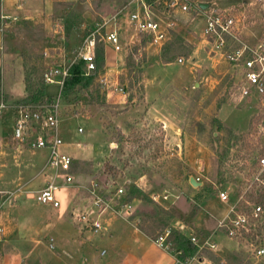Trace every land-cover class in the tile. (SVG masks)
<instances>
[{"label": "rangeland", "instance_id": "1", "mask_svg": "<svg viewBox=\"0 0 264 264\" xmlns=\"http://www.w3.org/2000/svg\"><path fill=\"white\" fill-rule=\"evenodd\" d=\"M129 1H24L22 6L27 12L19 15L17 22L1 35L0 101L9 104L16 100L10 88L25 82L31 69L43 74L51 65H68L87 30ZM197 1L211 3L207 13L224 10L240 17L245 25L244 37L249 41L264 38V0ZM6 3L9 7L15 4ZM176 18L179 25L162 47L150 44L141 33H134L132 41L119 54L107 46L109 60L105 69L89 85L84 83L82 88L62 97L58 134L65 142L61 150L74 157L71 171L74 185L57 192L62 204L55 208L54 218H59L65 227L63 236L80 233V227H86L78 222L75 213L90 204L88 187L97 182L104 192L112 194L116 186H121L123 195L134 192L137 196L132 201L129 221L153 240L171 225L178 226L180 219L188 223L189 236L212 234L218 246L198 249L194 256L201 258L202 263L194 264H264V255H254L257 232H246L235 239L228 237L222 228L217 229L219 218L229 208L219 200L218 188L229 186L233 202L248 178L246 169L239 171L233 167L226 168V178L218 175L217 151L225 148L234 132L244 137L238 143L244 147L242 154L246 157L252 153L261 111L256 104L258 95L242 98L238 71L224 57L210 53L204 39L205 17L192 10L178 13ZM58 23L64 25V35L52 31ZM120 54L123 60L119 59ZM109 67L113 68L109 70L111 87L118 81L125 94L113 91L108 95L106 86L101 84L100 75ZM47 91L58 95L60 87L48 84ZM16 115L17 110L11 105L0 111V141L8 143L0 145V151L4 152L0 153V172L9 171L6 175L12 178L16 175L11 169L16 154V141L11 142ZM46 150L41 156L40 150L31 151L27 147L24 156L33 157L41 171L49 156ZM235 151L237 146L232 153ZM52 173L53 169L46 168L35 179L36 184ZM192 176L202 181V185L193 186ZM58 180L62 183V175ZM153 195H158V199ZM111 214H103L101 221L105 223ZM117 217L115 227L121 222V217ZM85 235L89 237L85 245L91 252L107 249L111 243V237L104 232L89 229ZM143 241L147 246L153 244L146 238ZM58 247L55 235L46 237L38 246L33 245L27 262L53 263L55 255L60 254ZM171 255L174 261L175 255ZM61 256L68 257L64 253Z\"/></svg>", "mask_w": 264, "mask_h": 264}, {"label": "built area", "instance_id": "2", "mask_svg": "<svg viewBox=\"0 0 264 264\" xmlns=\"http://www.w3.org/2000/svg\"><path fill=\"white\" fill-rule=\"evenodd\" d=\"M10 1L15 2L14 5L21 8L25 0H0V50L3 49L1 35L17 22L18 15H12L7 11L6 2ZM201 3L197 0H130L115 14L87 30L81 44L74 51V58L68 65H51L45 70V83L47 85L57 84L60 87V93L52 101L38 105L23 103L11 105L2 100L0 111L9 105L17 110L14 139L20 145L25 144L31 151L49 150L47 162L41 173L46 168H51L53 175L45 186L33 192L32 197L38 203L61 206L62 202L57 192L64 187L74 185V176L71 173L74 157L61 150L60 147L65 145V142L58 134L62 89L72 64L78 60H84L87 64L86 74L94 75L97 73L96 60L99 43L104 45L106 59L107 46H112L119 54L124 51L125 44H129L134 35L140 33L147 36L150 44L162 47L179 25L177 14L197 10V14L207 19L204 39L210 47V53L224 57L239 73L240 96L248 98L254 94L258 95L256 104L259 105L261 111L255 127V136L260 142V153L245 187L239 190L233 202L231 197L234 195L229 186L218 188L219 200L229 208L219 218L217 229L222 228L228 237L235 239L246 232H257L258 242L254 247V255L260 257L264 255V233H262L264 203L259 200L264 196V38L249 41L244 37L245 25L240 17L224 10H212L207 13V9L203 10L200 7ZM54 32L64 35V25L55 24ZM119 59L123 60L122 54L119 55ZM179 61H183V58H179ZM109 70L107 68V72L101 74L99 79L101 84L106 86L107 94L110 95L113 91L125 94V89L119 85L118 81L115 82V87H111ZM79 131H83L82 127H79ZM61 175L62 183L58 180ZM115 188L112 194L106 193L99 183H92L88 187L91 193L90 204L82 211L75 213L78 222L86 228L101 232L107 230L106 225L101 221L105 213L128 219L133 213L132 202L122 199L123 187L116 186ZM158 197V195H153L156 200ZM164 197L167 198L166 195ZM4 233L5 229L0 225V239L3 238ZM169 235L170 229H167L158 235L154 242L170 252ZM190 237L199 249H214L218 246V243L212 240V234H195ZM180 254V252L173 254L175 255L174 264H194L195 261L202 263L201 258L192 256L183 259Z\"/></svg>", "mask_w": 264, "mask_h": 264}, {"label": "crops", "instance_id": "3", "mask_svg": "<svg viewBox=\"0 0 264 264\" xmlns=\"http://www.w3.org/2000/svg\"><path fill=\"white\" fill-rule=\"evenodd\" d=\"M9 6L7 11L12 15L19 16L27 12L24 5L21 8L14 5ZM29 17L34 18L33 16L25 18ZM108 50H110L109 47ZM108 60L106 52V63ZM10 92L16 96V99L24 97L26 95L25 82L22 81L17 88L11 87ZM11 142L16 143V154L13 155L14 166L11 167L16 175L12 178L6 175L9 171L0 172L2 201L0 225L5 227L4 236L0 239V264H29L27 256L33 245L38 246L44 238L53 237V235L59 242L57 253L60 254L55 253L57 254L55 261L50 264H174L171 253L159 247L145 231L134 225L131 220L129 221V218L121 217L118 227H115L114 220L119 217L111 214L105 218L104 224L107 230L101 232L111 237V243L107 249L103 248L100 252H91L90 247L85 245L89 238L85 233L89 231V228L80 227V233L74 232L71 233L72 235L68 234L67 237L63 236L65 227L62 226L59 218H54L55 208L58 207L38 203L32 197L35 190L47 184L53 173L44 176L37 185L35 179L41 175V171L37 169L39 164L33 157L24 156V149L27 148L25 144L20 145L14 138ZM0 145L5 146L8 143L1 140ZM46 151V149L40 150L38 154L43 156ZM0 153L4 152L0 151ZM10 193L12 194L9 198ZM144 238L152 241L153 244L147 246L143 241ZM51 246L53 247L52 244ZM63 253L68 257L62 258ZM37 259L36 256L35 260Z\"/></svg>", "mask_w": 264, "mask_h": 264}, {"label": "trees", "instance_id": "4", "mask_svg": "<svg viewBox=\"0 0 264 264\" xmlns=\"http://www.w3.org/2000/svg\"><path fill=\"white\" fill-rule=\"evenodd\" d=\"M64 21V19H63ZM20 22V21H19ZM71 24V21L68 20V25ZM97 70L94 75L86 74V62L84 60H78L70 67V71L68 76L66 77L64 87L62 89V96L67 95L77 89L82 88V85H89L93 80L94 76L97 75L101 70L105 69L106 59H105V49L103 43H99L97 47ZM30 73L25 76V85H26V95L20 99H16L13 103L9 102L11 105L15 104H33L38 105L41 103H47L54 99L56 95L50 94L47 91V84L44 80V73L39 74L40 72L36 69H31ZM39 72V73H38ZM232 132V131H231ZM243 135L240 133H231V136L225 142V148L217 151V158L219 161V174L222 177L226 178V168L233 167L234 170H245L247 172L246 177L250 175L252 172L256 158L260 153V142L256 138L255 147L251 154H248L246 157L242 154L244 149L243 146L238 145L240 141L243 140ZM237 146L238 151L232 153V149ZM240 146V147H239ZM242 162V163H241ZM73 172V170L71 169ZM226 182L228 179L225 180ZM137 196L134 192L128 193L127 195L122 196V199L127 200L128 202H132L136 199ZM264 203V196L259 199ZM0 204H1V194H0ZM188 227V223L180 219V224L178 226L171 225L170 235L168 238V242L171 243L170 252L181 253L180 257L185 259L188 257H192L196 254L199 247L191 241V237L186 233V229ZM201 250H209L207 248Z\"/></svg>", "mask_w": 264, "mask_h": 264}, {"label": "water", "instance_id": "5", "mask_svg": "<svg viewBox=\"0 0 264 264\" xmlns=\"http://www.w3.org/2000/svg\"><path fill=\"white\" fill-rule=\"evenodd\" d=\"M211 6V3L210 2H202L200 4V7L203 9V10H206L208 9L209 7ZM70 61V60H69ZM190 183L193 185V186H200L202 185V181H199L196 177L192 176L190 178Z\"/></svg>", "mask_w": 264, "mask_h": 264}]
</instances>
